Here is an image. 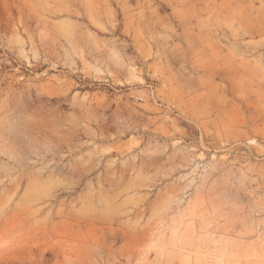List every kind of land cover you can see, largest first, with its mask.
Instances as JSON below:
<instances>
[{
    "label": "rangeland",
    "instance_id": "374dc122",
    "mask_svg": "<svg viewBox=\"0 0 264 264\" xmlns=\"http://www.w3.org/2000/svg\"><path fill=\"white\" fill-rule=\"evenodd\" d=\"M0 264H264V0H0Z\"/></svg>",
    "mask_w": 264,
    "mask_h": 264
}]
</instances>
